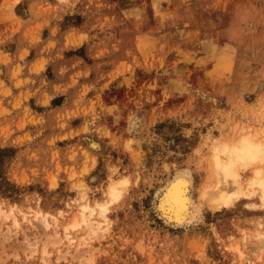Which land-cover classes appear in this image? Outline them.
<instances>
[{"label": "rangeland", "instance_id": "374dc122", "mask_svg": "<svg viewBox=\"0 0 264 264\" xmlns=\"http://www.w3.org/2000/svg\"><path fill=\"white\" fill-rule=\"evenodd\" d=\"M247 133L264 140V0H0V264H264L260 192L203 194L212 148ZM183 171L178 223L161 193ZM119 178L108 231L58 239ZM28 207L58 236L2 219Z\"/></svg>", "mask_w": 264, "mask_h": 264}, {"label": "bare ground", "instance_id": "6f19581e", "mask_svg": "<svg viewBox=\"0 0 264 264\" xmlns=\"http://www.w3.org/2000/svg\"><path fill=\"white\" fill-rule=\"evenodd\" d=\"M250 134H243L237 140L234 139L232 142L225 141L212 148V170L215 183L210 191H205L203 194L205 196H210L212 202L218 207L227 205L230 202L229 197L231 194L249 195L254 192H260L264 202V187L261 186V183L264 182V140L263 137L262 139L255 138L256 136L254 137V134ZM249 168L251 169V176L247 178L246 182L244 181L242 183L240 172L246 171ZM183 173L184 175L178 173L179 175H176L174 180L166 187V190L170 188L173 189L176 195L167 202L161 198V205L163 203L165 211L167 210L166 214L168 219L177 221L178 223L188 219L190 220V217L192 218L193 214L196 212V205H193L188 195V186H191L189 185V177H186L185 171H183ZM124 179L125 178H119L110 185H119L120 181ZM229 188L232 190L228 191ZM122 189L123 188L116 189V194L119 195V198L122 194ZM112 198L113 194H110L107 188L103 200H97L93 205H91L90 202L80 204L78 215L73 218L71 222L63 226V235L58 239H64L72 243L74 238L71 236L70 230L83 225L87 230V238L95 236L97 233L101 234L102 232H107L109 224L107 218L108 210L104 215H101L100 209L105 204H107L109 208V205L112 203ZM31 212H33L34 218L39 220L45 229L48 228L45 226V221L48 225L54 226V232L58 236V218L55 217V219L50 221L47 214L41 213L30 207L25 211L18 208H10L9 211L2 212V219H10L12 226L15 229H19L21 220H28V216ZM65 229L68 231L66 232ZM105 229H107V231H105ZM255 230L256 234L253 232L254 230L251 231L255 234L259 242L264 245V225H258ZM87 238L83 237L82 240L86 241ZM257 248L258 250H262L260 245L257 246Z\"/></svg>", "mask_w": 264, "mask_h": 264}, {"label": "snow or ice", "instance_id": "6c2138e0", "mask_svg": "<svg viewBox=\"0 0 264 264\" xmlns=\"http://www.w3.org/2000/svg\"><path fill=\"white\" fill-rule=\"evenodd\" d=\"M128 180L127 179H124V180H121L119 185H109L108 186V192L110 194H113V198H112V203H116L117 200H119V195L116 194V189L117 188H124L127 186L128 184ZM261 186L264 187V182L261 183ZM53 188H55V184H53ZM176 195L174 190L173 189H167L165 190V192L161 193V198L167 202V201H170L173 196ZM231 199V197H229V200ZM100 207V206H98ZM108 210V205L105 204L101 209H100V214L101 215H104V213ZM64 213H60V215H63ZM55 219V218H53ZM45 226L46 227H51V225H48L47 222L45 221ZM65 231L67 232L68 230L65 229ZM105 231H107V229H105ZM71 242V241H70ZM55 246V245H54ZM45 255H47V251H45Z\"/></svg>", "mask_w": 264, "mask_h": 264}]
</instances>
